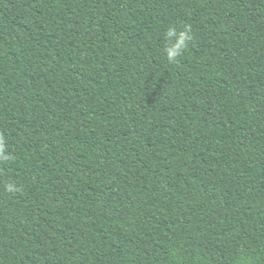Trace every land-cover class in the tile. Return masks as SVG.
<instances>
[{
	"label": "trees",
	"instance_id": "16d2710c",
	"mask_svg": "<svg viewBox=\"0 0 264 264\" xmlns=\"http://www.w3.org/2000/svg\"><path fill=\"white\" fill-rule=\"evenodd\" d=\"M0 136V264H264V0H0Z\"/></svg>",
	"mask_w": 264,
	"mask_h": 264
},
{
	"label": "clouds",
	"instance_id": "9594fccd",
	"mask_svg": "<svg viewBox=\"0 0 264 264\" xmlns=\"http://www.w3.org/2000/svg\"><path fill=\"white\" fill-rule=\"evenodd\" d=\"M191 28L188 25H185L183 30L177 33L175 29H169L165 35L169 38L170 44L168 47V56L167 59L169 62H173V58L178 55H183V53L187 50L186 45L184 43L185 40L192 39ZM173 36H177L176 40H172ZM7 149L5 147V140L3 136H0V160H6ZM9 190L14 188L13 184L8 185Z\"/></svg>",
	"mask_w": 264,
	"mask_h": 264
}]
</instances>
